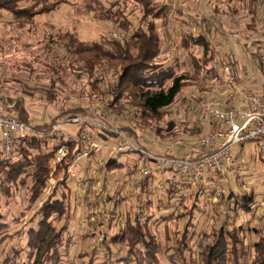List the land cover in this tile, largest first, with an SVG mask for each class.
<instances>
[{
    "label": "trees",
    "instance_id": "16d2710c",
    "mask_svg": "<svg viewBox=\"0 0 264 264\" xmlns=\"http://www.w3.org/2000/svg\"><path fill=\"white\" fill-rule=\"evenodd\" d=\"M82 1V7H77L75 10L77 22L93 14L97 21L117 25L121 30L118 34L123 35L116 38L113 37L116 33L114 32L111 37L103 38L100 42L81 41L75 33H66L58 37V41L63 43L66 51L73 57V63L69 65L72 72L78 79L86 77L87 105L77 103L69 108L62 107L52 120L33 124L30 121L26 102L22 97L13 101L15 106L12 109L7 107L10 100L2 101L3 107L11 117L32 124L33 130L18 144L16 153L10 159H5L0 149V209L2 197L11 199L14 191L26 187L29 180L33 183L30 187L29 203L37 204L45 198L44 204L33 214L32 223L25 232L28 236L25 248L27 257L23 264H61L62 256L64 257L74 243V238L71 236L73 232L70 231L74 216L69 183L76 180L68 175V170L74 163L76 153L84 147L81 143V135L85 127H64L58 133H53L54 124L77 114L94 116V113L103 111L111 112L114 118L120 121L123 131L131 133L128 135L132 139V134L137 136L138 130L155 128L158 134H161L167 129L166 122L170 126L173 124L172 119H169L173 118V110L177 103L183 102L189 105L192 103L190 98L183 99V96L194 82L207 78L209 73H213V76H210L211 79L218 78L224 82L218 71L226 65L230 66L233 72L235 71L236 62L233 57H228L226 60L227 58L217 54L210 38V25L208 26L206 22L200 24L199 34L193 31L184 32L181 44L182 49L188 52L192 73L179 74L178 59L175 64L169 65L158 62L163 40L157 23L166 18L167 6L156 4L155 0H135L141 7V16L135 27L123 11L120 9L115 11L113 7L107 8L102 0ZM70 3L71 0H0V10L12 15L13 23L18 29H27L30 34L35 35L39 28L38 18L52 15L62 6ZM263 6L264 0H244V7L253 20L249 29L253 30L257 22H264V17L262 19L259 17V11ZM185 21L190 26L192 19L185 18ZM54 44H56L55 39L50 38L45 45L46 50ZM197 48L203 50L201 59L193 55L192 51ZM262 63V60L258 59L259 69L263 72ZM214 66H217V69ZM109 76H112L111 81L108 80ZM56 82L54 81L51 84L52 89L46 92V103L49 105L57 103V98L62 92L57 88ZM64 91L76 94L72 90L65 89ZM78 97L82 98L81 95ZM196 132L200 134L198 130ZM104 134L101 131L92 130L93 137L105 147V150L102 153L90 151L89 155L80 160L76 165L78 176H87V174L80 173V170L83 166H89L88 164L93 161L98 165L99 176L93 173L92 176L86 177L93 182L106 181L110 173L122 167L118 159L108 157V151L114 145L115 140L110 134ZM61 147L68 148V155L54 173L53 188L43 196L53 179L51 174L54 161ZM102 159L105 160V164L101 163ZM134 172L137 170L134 169ZM235 178L238 179V177ZM210 184L219 185L215 178H209L201 187L184 186V188L191 189V198H193L190 207L192 209L188 210L184 207L186 200L178 198L179 191L176 186L167 183L163 209L173 210L168 213L169 215L163 214L159 218L153 216L152 208L155 203L149 199L147 190L144 189L141 196L146 198L147 202L142 212L128 213L124 228L110 236L109 241L102 240V244H106L108 249L111 244L126 245L128 247L127 256L119 260L116 256L110 255L102 264H162L160 255L164 247L159 236L153 232L152 226L154 224L157 226L163 221L184 219L187 210L191 214L185 222L183 233H181L182 238L175 249L180 254H173L171 258L179 261L178 264H189L183 254L185 251H194L191 240L199 234L193 222L192 211L198 207L201 195L205 194V186ZM224 184L229 185L228 182ZM211 189L210 196L217 192V189ZM219 197L220 201L224 202L225 220L233 219L230 224L227 220L223 222L217 232H214L213 240L208 241L204 248L206 253L199 256L203 262L205 261L204 263L201 261L200 264H264V213L257 205L254 191L243 190L237 193L230 188L227 193L221 192ZM113 198L109 190L108 195L102 201L96 197L93 202L99 205L104 201L102 206L106 210L105 207L112 202ZM136 204L138 209L137 200ZM112 207L111 212L106 210L107 214L117 213L119 204L116 202ZM259 211L260 214H258ZM139 216L144 218L141 220L142 223L138 219ZM242 216H249V218L242 223H237ZM206 235L207 232L203 236ZM253 236L255 241L252 240ZM11 237L10 239L13 240L15 235ZM20 254L16 252L14 258L6 259L3 264H12V260L18 258ZM95 257L96 254L93 252L89 264H94ZM203 257L206 258L203 260Z\"/></svg>",
    "mask_w": 264,
    "mask_h": 264
},
{
    "label": "rangeland",
    "instance_id": "374dc122",
    "mask_svg": "<svg viewBox=\"0 0 264 264\" xmlns=\"http://www.w3.org/2000/svg\"><path fill=\"white\" fill-rule=\"evenodd\" d=\"M102 2L107 8L113 7L115 11L119 9L123 11L137 27L138 19L141 16V7L135 0H102ZM154 2L168 8L166 18L157 23L163 40L158 62L169 65L175 64L178 59L180 62L179 74L192 73L188 52L182 49V38L184 32L187 31L199 34L200 24L206 22L208 26L210 25V38L217 54L227 58L226 60L228 57H233L236 62L234 73L239 83L245 85L250 93L258 92L260 94L263 92L264 72L259 69L258 61H255V58L258 57L259 61L264 62V22H257L253 30L249 29L253 20L244 7V0H155ZM82 4V0H71L70 4L62 6L52 15L38 18L39 28L35 35L30 34L27 29H18L13 23L12 15L7 11L0 10V106H3V100L13 102L22 97L26 102L30 121L33 124H39L52 120L62 107L69 108L77 103L87 105L86 77L78 79L72 72L69 65H72L73 57L66 51L63 43L58 41V37L66 33H75L81 41L100 42L103 38L111 37L114 32L120 33L121 30L110 22L95 20L93 14L87 15L77 22L75 10L77 7H82ZM259 17L261 19L264 17V6L259 11ZM185 18L192 19L190 26L185 23ZM50 38L55 39L56 44L46 50L45 45ZM192 52L195 57L201 59L203 55L201 48L194 49ZM210 76H213V73H209L207 78L199 79L191 86L197 90H217L222 93L229 90L230 87L225 82L218 78L211 79ZM111 79L112 76H109L108 80L111 81ZM54 81H57V88L62 92L57 98L58 102L49 105L46 103V92L52 89L51 84ZM102 88H104L103 85ZM65 89L75 91L76 94L66 92ZM78 95H81L82 98H79ZM226 95L229 96V93ZM228 96L224 98L227 99ZM63 100L64 102H62ZM180 103L175 106L172 117L178 108L182 107L185 113L184 119L177 121L170 118L169 120L172 119L173 124L170 126L166 122L167 129L163 130L161 134H158L155 128L138 130L137 136L132 134L133 140L155 153L182 155L187 149L192 148L199 135L196 132L195 120L189 114L190 105ZM4 109L7 111L6 108ZM255 148L253 145H247L234 149L235 155L243 156L248 163L249 171L245 175L238 179L230 178L227 186L224 183L205 186V194L201 195L198 207L192 211L193 222L199 232L198 236H194L191 240L194 251H185L183 254L189 264L201 263L202 260L199 256L206 253L204 248L208 241L213 240L214 232H217L223 222L227 220L230 224L233 219L225 220L224 202L220 201L219 197L221 192L227 193L230 188H233L237 193H241L243 190L254 191L257 205L264 213V160L258 155L257 150L255 152ZM252 154L254 156L251 159ZM135 159V156L128 154L120 157L118 160L122 167L115 170L119 172L110 173L107 178L111 183L110 193L114 198L105 208L110 211L113 204L117 202L119 207L115 214L106 213L107 211L102 206L104 201L95 205L93 200L96 196L94 194L90 193V195L84 196L76 181L73 180L69 183L74 216L70 231L73 232L71 236L74 238V243L64 257L62 256L61 264H89L93 252L96 254L93 259L94 264H102L110 255L116 256L119 260L127 256L128 247L126 245L111 244L108 249L106 244H102V240L109 241L110 236L124 228L128 213L134 214L138 211L133 195L135 188L133 182L128 179L131 173L127 174L131 168L129 166H133ZM88 165L86 168L91 171H88L90 173L84 177L92 176L93 173H95L93 175L99 176L98 165L94 161ZM52 174L53 179L43 196L51 191L55 183V174ZM119 182H123V185L119 186ZM115 183L117 187L114 185ZM32 184V181L29 180L26 187L14 191L11 199L5 197L1 199L0 264H3L8 258H14L16 252L21 254L12 260V264H23L26 261L27 251L25 248L28 236L25 232L32 223L33 214L40 208L39 204L31 205L29 203ZM211 188L217 189L216 194L212 196H210ZM184 199L186 200L184 207L188 210L192 209L190 208L193 203L191 191ZM154 203L152 214L156 216L155 218L173 210L163 209L165 201L162 199L156 200ZM188 210L184 219L163 221L157 226L155 224L152 226L153 232L159 236L164 247L160 255L162 264L179 263L171 257L173 254H180L175 249L182 238L181 233H183L185 222L191 214ZM204 210L205 212H202ZM247 218L249 216H242L237 223H242ZM138 219L142 223L141 220L144 218L139 216ZM205 232L207 235L203 236ZM93 233L95 234L93 235ZM12 235H15L13 240L10 239ZM252 240L255 241L254 236Z\"/></svg>",
    "mask_w": 264,
    "mask_h": 264
},
{
    "label": "built area",
    "instance_id": "2783aa9c",
    "mask_svg": "<svg viewBox=\"0 0 264 264\" xmlns=\"http://www.w3.org/2000/svg\"><path fill=\"white\" fill-rule=\"evenodd\" d=\"M120 36L123 35L113 34L116 38ZM255 61H258V57ZM214 68L217 69V66ZM262 68L264 69V62ZM220 75L230 87L225 94L229 93L234 100L221 99L217 96L220 94L217 90H197L193 87L183 96V99L190 98L192 101L189 114L195 120V128L200 134L192 148L182 155L157 154L136 143L123 131L120 121L115 119L111 112L102 111L94 113V116L77 114L54 124L53 133H58L64 127H85L81 135L84 147L76 153L68 175L75 178L84 195L91 193L100 199L108 195L111 189L109 180L93 182L76 173L77 163L89 155L90 151L102 153L105 150L101 143L94 140L93 129L110 134L115 140L108 151L109 158L119 159L127 154L136 157L132 168L137 170V175L132 182L135 188L133 195L139 204L138 212L143 210L147 202L146 198L141 196L144 189L147 190L150 200H164L166 184L170 183L178 189V198H184L191 191L188 187L184 188L186 185L201 187L209 178H215L218 184H222L232 177L245 175L249 171L248 163L243 156L235 155L234 149L253 145L256 147L255 152L257 150L258 155L264 157V90L260 94L248 92L246 86L239 83L230 66L221 68ZM179 104L181 103H177ZM14 106L15 102L7 104L8 108ZM184 118L185 113L181 107L172 119L178 121ZM32 130V124L11 117L4 107L0 106V149L5 159H10L16 153L18 144ZM68 152L67 147L58 149L53 173L67 157ZM253 156L252 154L251 159ZM101 163L105 164V160L102 159ZM44 202L45 198L37 204L41 207Z\"/></svg>",
    "mask_w": 264,
    "mask_h": 264
},
{
    "label": "crops",
    "instance_id": "0c3cea01",
    "mask_svg": "<svg viewBox=\"0 0 264 264\" xmlns=\"http://www.w3.org/2000/svg\"><path fill=\"white\" fill-rule=\"evenodd\" d=\"M219 93H220V94L217 95V96L220 97L221 99H224V100H228V99H229V100H234V97H232V95H229V96H228V95L225 94V92H223V93H222V92H219ZM224 94H225V95H224ZM226 96H228L227 99L224 98V97H226ZM263 160H264V157H263ZM129 164H130V163H129ZM130 167H131V168H130ZM85 168H86V167L83 166V167L81 168V170H80V171H81L80 173H82V174H87V173H88V174H89L90 172H88V171H91V170H86ZM129 168H130V169H129ZM129 168H128V169H129L128 171L131 173V175H130V177H129L128 179H130L129 181L132 182L133 178L137 175V172H134V169L132 168V166H129ZM128 171H127V172H128ZM114 172H119V171H114ZM130 182H129V183H130ZM114 185L117 187V184H116V183H115ZM122 185H123V182H119V186H122Z\"/></svg>",
    "mask_w": 264,
    "mask_h": 264
}]
</instances>
